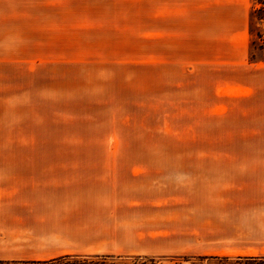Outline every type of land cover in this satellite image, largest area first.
Listing matches in <instances>:
<instances>
[{
    "label": "rangeland",
    "instance_id": "rangeland-1",
    "mask_svg": "<svg viewBox=\"0 0 264 264\" xmlns=\"http://www.w3.org/2000/svg\"><path fill=\"white\" fill-rule=\"evenodd\" d=\"M263 1H253L251 61L264 59V21L255 13L264 16ZM175 6V0H0V161H23L30 148L43 146L50 162L159 165L166 178L156 183L161 196L145 201V238L120 255L197 264L206 256L200 216L195 210L186 220L181 188L177 204L171 199L170 164L194 147L223 148L236 158L230 153H237V119L227 114L218 131L209 125L203 140L177 121L176 104L193 81L186 78L192 66H185V46L191 53L193 43L184 41L201 27L181 26Z\"/></svg>",
    "mask_w": 264,
    "mask_h": 264
},
{
    "label": "crops",
    "instance_id": "crops-1",
    "mask_svg": "<svg viewBox=\"0 0 264 264\" xmlns=\"http://www.w3.org/2000/svg\"><path fill=\"white\" fill-rule=\"evenodd\" d=\"M253 1L175 0L176 21L201 27L184 41L193 43L191 53L185 46L193 81L176 104L177 121L203 140L209 125L218 131L227 114L237 119L236 158L194 147L170 164L171 199L177 204L181 188L186 220L199 214L206 256L264 258V59L251 61ZM197 10L201 18H191ZM26 154L0 161V261L120 255L144 240L145 201L161 196L156 183L166 178L159 165L50 162L43 146Z\"/></svg>",
    "mask_w": 264,
    "mask_h": 264
},
{
    "label": "trees",
    "instance_id": "trees-1",
    "mask_svg": "<svg viewBox=\"0 0 264 264\" xmlns=\"http://www.w3.org/2000/svg\"><path fill=\"white\" fill-rule=\"evenodd\" d=\"M258 19H262L258 10ZM197 264H264V258L257 257H229L205 256L197 259ZM0 264H160V260L151 256H123L112 254H70L50 260L41 261H0Z\"/></svg>",
    "mask_w": 264,
    "mask_h": 264
},
{
    "label": "built area",
    "instance_id": "built-area-1",
    "mask_svg": "<svg viewBox=\"0 0 264 264\" xmlns=\"http://www.w3.org/2000/svg\"><path fill=\"white\" fill-rule=\"evenodd\" d=\"M260 9H262V11H264V1L261 3ZM262 20L264 21V16L262 17Z\"/></svg>",
    "mask_w": 264,
    "mask_h": 264
}]
</instances>
